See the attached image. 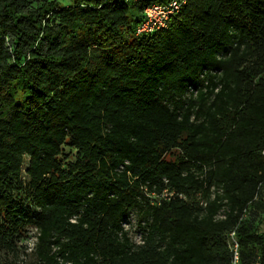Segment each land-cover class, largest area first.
I'll list each match as a JSON object with an SVG mask.
<instances>
[{"label": "trees", "instance_id": "trees-1", "mask_svg": "<svg viewBox=\"0 0 264 264\" xmlns=\"http://www.w3.org/2000/svg\"><path fill=\"white\" fill-rule=\"evenodd\" d=\"M68 1L0 0L2 264H264V0Z\"/></svg>", "mask_w": 264, "mask_h": 264}, {"label": "built area", "instance_id": "built-area-1", "mask_svg": "<svg viewBox=\"0 0 264 264\" xmlns=\"http://www.w3.org/2000/svg\"><path fill=\"white\" fill-rule=\"evenodd\" d=\"M186 1L187 0H167L165 3H155L145 7L143 10V17L135 30V35L141 36L151 34L165 29L169 18L175 14ZM165 195L166 193H163L161 196L164 197ZM227 238L231 252L230 264H238V243L234 232H229Z\"/></svg>", "mask_w": 264, "mask_h": 264}, {"label": "rangeland", "instance_id": "rangeland-1", "mask_svg": "<svg viewBox=\"0 0 264 264\" xmlns=\"http://www.w3.org/2000/svg\"><path fill=\"white\" fill-rule=\"evenodd\" d=\"M57 2H59L60 5H66L67 3H69L68 0H57ZM26 163H27V158L24 159V165ZM262 198L264 199V194L262 195ZM137 219H138V214L136 212H131L128 218L123 223L124 230L128 232V236L135 243L138 242L139 240V234L137 233L138 228L136 227ZM35 235H36V232L34 229L28 230L26 239L20 244V246L23 247L24 251L20 252L21 254H20L19 260L28 261L30 259L29 254L31 253V250L35 242ZM6 260L9 261L10 257H8L3 252H0V264L5 262Z\"/></svg>", "mask_w": 264, "mask_h": 264}]
</instances>
